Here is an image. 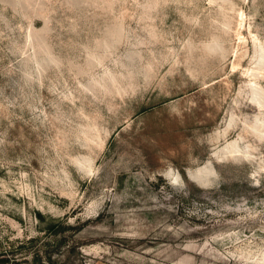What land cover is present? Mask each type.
Returning a JSON list of instances; mask_svg holds the SVG:
<instances>
[{
	"label": "rangeland",
	"instance_id": "1",
	"mask_svg": "<svg viewBox=\"0 0 264 264\" xmlns=\"http://www.w3.org/2000/svg\"><path fill=\"white\" fill-rule=\"evenodd\" d=\"M0 264H264V0H0Z\"/></svg>",
	"mask_w": 264,
	"mask_h": 264
}]
</instances>
